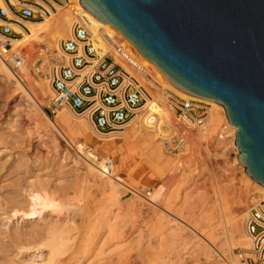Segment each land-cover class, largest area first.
Returning <instances> with one entry per match:
<instances>
[{"label": "bare ground", "instance_id": "obj_1", "mask_svg": "<svg viewBox=\"0 0 264 264\" xmlns=\"http://www.w3.org/2000/svg\"><path fill=\"white\" fill-rule=\"evenodd\" d=\"M70 1L92 25L116 31L95 19L79 0ZM72 19L70 8L61 7L42 20L26 23V30L17 28L18 38L2 44L0 37V118H14L27 137L22 144L43 151L52 161L39 169L45 170L44 179L20 181L11 192L9 211V217L19 216L23 222L50 211L52 220L0 233V264H14L8 255H19L23 264H246L231 251L251 248L244 221L250 206L258 201L254 199L264 198V187L244 172L235 137L231 139L235 160L257 186L215 182L208 190L199 182L200 169L190 171L181 184L164 180L166 172L170 178L175 176L167 169L186 143L176 154H166L158 130L146 125L142 116L134 118L121 136L97 138L86 122L73 118L67 109H59L54 119L40 109L52 94L46 52L57 51L60 40L70 37ZM24 46L30 53L17 62L20 70L16 71L15 60L21 59ZM124 46L135 65L131 66L154 88L147 105L159 117L171 120V107L160 98L162 86L211 106L198 134H185L192 153L199 154V146L211 141L222 119L235 133L222 105L173 88L134 45L125 40ZM31 135L33 140L28 138ZM209 151L203 148L202 157H210ZM106 157L112 160L108 174L102 161ZM16 172L28 178L32 174L28 168ZM123 174L132 180H122ZM25 189L27 205L21 206L18 192Z\"/></svg>", "mask_w": 264, "mask_h": 264}, {"label": "water", "instance_id": "obj_2", "mask_svg": "<svg viewBox=\"0 0 264 264\" xmlns=\"http://www.w3.org/2000/svg\"><path fill=\"white\" fill-rule=\"evenodd\" d=\"M170 86L222 105L238 161L264 187V0H79Z\"/></svg>", "mask_w": 264, "mask_h": 264}, {"label": "built area", "instance_id": "obj_3", "mask_svg": "<svg viewBox=\"0 0 264 264\" xmlns=\"http://www.w3.org/2000/svg\"><path fill=\"white\" fill-rule=\"evenodd\" d=\"M61 7L70 8L72 30L69 38L60 40L57 51L46 52L52 87L46 112L67 109L104 136L123 132L134 118L142 116L146 125L158 130L169 153L176 154L186 143L185 133L178 128H199L207 121L209 109L193 99L176 97L169 104L176 122L165 121L149 109L154 88L140 73L135 74L125 39L117 30L92 25L70 0H0V37L5 42L21 36L17 28L26 30V23L42 20ZM234 137L228 123L219 127V140ZM102 161L108 174L112 160ZM244 226L251 241L247 264H264V198L250 206Z\"/></svg>", "mask_w": 264, "mask_h": 264}, {"label": "rangeland", "instance_id": "obj_4", "mask_svg": "<svg viewBox=\"0 0 264 264\" xmlns=\"http://www.w3.org/2000/svg\"><path fill=\"white\" fill-rule=\"evenodd\" d=\"M18 37L20 36L14 38ZM4 43L5 42L3 41L2 44ZM28 53H30L28 51V46L20 48V55H22L21 61L27 59L25 55H28ZM21 61L15 60L14 69L16 71L20 70V66L17 62ZM134 72L138 75L136 71ZM139 76L141 75L139 74ZM161 88L162 92H164V89L166 90V95H164L163 93L162 95H160L162 104H164L166 107L169 106L172 99L174 100L176 97H180L167 87L162 86ZM50 97H52V94L50 95ZM50 97L45 99L40 109H42L51 119H54L55 114H48L46 112V107L50 103ZM195 102L200 105L207 106V109L211 108L209 104L200 101ZM67 112L76 120H82L86 122L92 130L94 136L97 138H108L113 135H122V133L107 136L99 135L94 131L93 127L85 118L73 115L69 110H67ZM170 121L176 122L174 109H171ZM225 122L226 121L223 119L220 120V122L217 124L218 128H216L212 134L211 141H206L205 143H203V145L199 146L200 150L197 151L199 154H197L196 152L192 153L190 151V147L188 146L189 143L187 141L184 147V151L181 153L180 156H178L177 159H172L173 163H170L167 169L173 170V174L175 176L170 178V172H166V174L164 175V180H167L168 182L175 181L181 184L184 183L187 177L191 175L190 171H192L193 174V172L201 170L203 171V177H201L202 179L199 182L205 184L208 190H212V184H214L215 182H220L221 184H230L231 186L243 185V187L245 188L256 187V183L252 181L246 174H244L243 168L236 162L235 158L237 151L232 145L231 139H225L222 142H219L217 139L218 129ZM31 127H33V125H31ZM127 128L128 127H126L125 130ZM178 130L185 134L189 133L191 137H194L198 134L199 128L187 129L184 131L183 128L179 127ZM0 136H2V138L0 139V233L7 234L9 231H13L18 228L27 230L34 226H41L43 224H46L47 222L52 220V218L50 217V211L44 212V214L40 217L35 216L29 218L30 220H28V222H23L22 218L19 216L9 217L11 215V213L9 212L11 208L10 198L12 197L11 192L17 189V186L20 181L24 182L27 179L35 182L39 179V177L37 176H41L40 178L44 179L46 176H43L44 174L42 172H44L45 170L42 169L39 171V169L43 168L49 163H52V161H50L49 158L45 157L43 151L38 152L32 149H27V147L22 144L23 139L27 137L24 129L18 123L14 122V118L10 120L0 118ZM28 138L33 140L34 135H31ZM163 147L165 149L166 154H168L169 151L164 145V143ZM205 147L210 150V153H212V155H210V157H207L206 159L203 158V154H201V150L203 151V148ZM195 149L197 150V148ZM203 166H206V169L202 170L201 167ZM26 167L28 168V171L32 172L29 178L27 175H19L16 172L17 169L20 168L21 171H23L27 169ZM121 177L124 181L132 180V177H129V175L127 174H123V176ZM191 178L196 179V177ZM51 179L53 178L51 177ZM57 182L59 183V181ZM18 195L19 196L17 199L20 200L18 203L21 206H26L28 200L27 189L20 190V192H18ZM259 199L260 197L257 196L254 201ZM4 240H6V238ZM246 252H248V249L235 248L231 251V254L238 255L241 261L247 264L246 257L248 255H246ZM8 258H11L14 261V264H23L22 259H20L19 255H8Z\"/></svg>", "mask_w": 264, "mask_h": 264}]
</instances>
